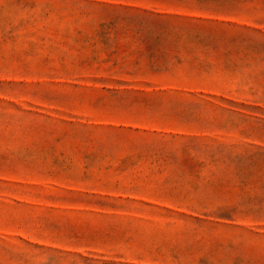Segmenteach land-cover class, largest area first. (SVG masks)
<instances>
[{"label": "rangeland", "instance_id": "obj_1", "mask_svg": "<svg viewBox=\"0 0 264 264\" xmlns=\"http://www.w3.org/2000/svg\"><path fill=\"white\" fill-rule=\"evenodd\" d=\"M0 264H264V0H0Z\"/></svg>", "mask_w": 264, "mask_h": 264}]
</instances>
